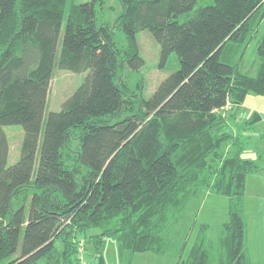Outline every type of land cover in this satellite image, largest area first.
<instances>
[{
    "label": "trees",
    "instance_id": "16d2710c",
    "mask_svg": "<svg viewBox=\"0 0 264 264\" xmlns=\"http://www.w3.org/2000/svg\"><path fill=\"white\" fill-rule=\"evenodd\" d=\"M106 4L0 0V264H105L109 239L122 257L164 255L181 235L177 264H251L246 180L264 155L227 156L221 145L234 136L221 112L264 97V38L255 76L230 63L256 34L264 0H120L113 24ZM143 30L162 67L173 53L181 65L148 100ZM55 67L86 78L45 120ZM12 125L25 134L9 167ZM209 192L228 198V220L217 241L200 224L185 255Z\"/></svg>",
    "mask_w": 264,
    "mask_h": 264
},
{
    "label": "rangeland",
    "instance_id": "374dc122",
    "mask_svg": "<svg viewBox=\"0 0 264 264\" xmlns=\"http://www.w3.org/2000/svg\"><path fill=\"white\" fill-rule=\"evenodd\" d=\"M75 3H83L88 0H73ZM121 12L120 0H107L105 16L103 22L114 23ZM264 12V11H263ZM256 34L252 36L250 42L241 49V53L231 58V64L239 71L255 76L261 64L258 55V46L264 38V14ZM67 20L63 23L62 35L66 29ZM117 37L121 39L122 33L117 29ZM140 54L145 60L142 72L145 77V86L141 96L150 99L161 82L171 74L177 72L181 65L176 53L171 54L167 63L162 67L160 64V46L155 40L150 30H143L137 34ZM86 78V73L76 74L70 71L61 70L55 67L50 86L49 100L45 113L46 117L50 112L62 110L64 102L81 86ZM232 105L229 103L222 110L224 117L229 118V129L234 138L224 141L221 149L227 156H233L241 147L242 157L257 160L260 155H264V97L250 93L246 101L236 106L233 110V117L230 118ZM253 114H258V119L250 124ZM45 124L43 125V131ZM4 132L8 137L10 152L8 166H13L20 158L21 147L24 139V129L20 125L4 127ZM228 132V130H227ZM201 208L197 215V225L189 239V246L185 249V255L196 236V229L202 223L210 225V238L217 241L221 233L222 224L228 220L229 200L227 197L208 193L200 203ZM195 214L192 210L191 214ZM245 215H246V246L247 255L251 264H264V170L249 174L246 180L245 189ZM191 221L189 222V225ZM184 230V229H183ZM183 236L181 235L175 246L164 255L153 253H130L124 257L120 254L119 243L109 239L104 249L105 264H177L182 252ZM88 254L94 255L92 244L88 245Z\"/></svg>",
    "mask_w": 264,
    "mask_h": 264
},
{
    "label": "crops",
    "instance_id": "0c3cea01",
    "mask_svg": "<svg viewBox=\"0 0 264 264\" xmlns=\"http://www.w3.org/2000/svg\"><path fill=\"white\" fill-rule=\"evenodd\" d=\"M236 107V106H235ZM235 107H233L231 110H230V118L232 119V117H233V113H232V110L235 108Z\"/></svg>",
    "mask_w": 264,
    "mask_h": 264
}]
</instances>
